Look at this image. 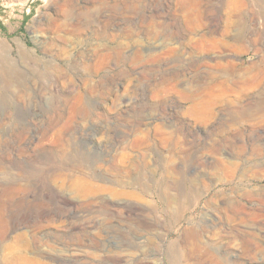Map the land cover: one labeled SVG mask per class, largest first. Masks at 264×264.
Segmentation results:
<instances>
[{"label":"rangeland","instance_id":"rangeland-1","mask_svg":"<svg viewBox=\"0 0 264 264\" xmlns=\"http://www.w3.org/2000/svg\"><path fill=\"white\" fill-rule=\"evenodd\" d=\"M217 263L264 264V0H0V264Z\"/></svg>","mask_w":264,"mask_h":264},{"label":"bare ground","instance_id":"bare-ground-1","mask_svg":"<svg viewBox=\"0 0 264 264\" xmlns=\"http://www.w3.org/2000/svg\"><path fill=\"white\" fill-rule=\"evenodd\" d=\"M173 201V200H172ZM195 246V245H194ZM199 246V245H198ZM200 247V246H199ZM188 252H192V249L190 248V250H188ZM192 255H190V257H191ZM175 257V260H177V257L176 256H174ZM189 258V257H188ZM217 264H219V263H217ZM228 264V263H227Z\"/></svg>","mask_w":264,"mask_h":264}]
</instances>
